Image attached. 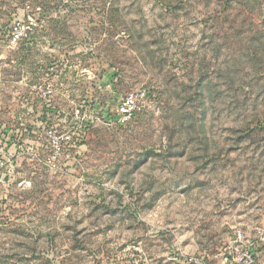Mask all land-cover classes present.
Masks as SVG:
<instances>
[{"label":"rangeland","instance_id":"obj_1","mask_svg":"<svg viewBox=\"0 0 264 264\" xmlns=\"http://www.w3.org/2000/svg\"><path fill=\"white\" fill-rule=\"evenodd\" d=\"M0 161V264H264V0H0Z\"/></svg>","mask_w":264,"mask_h":264},{"label":"built area","instance_id":"obj_2","mask_svg":"<svg viewBox=\"0 0 264 264\" xmlns=\"http://www.w3.org/2000/svg\"><path fill=\"white\" fill-rule=\"evenodd\" d=\"M36 22L32 17H28L26 20H19L13 24L11 30L8 34L7 43L9 47L14 48L20 40L27 37L29 33H31L34 28L36 27ZM34 88H38L43 96H48L51 92L49 86H34ZM137 106L136 101V94L134 92H129L125 95L123 104L121 105L120 109L123 113H131L135 110ZM72 137L69 134H65L62 136V139L59 140L56 138L52 139V154L50 158L45 160V164L49 165L50 167L56 168L55 159H59V156L62 153V142L65 141L66 143L70 141ZM3 165V162L0 161V166ZM244 240V235L241 231H236L234 233V242L242 243ZM234 260L239 264H253L254 263V255L250 251L247 246L240 245V247H236L234 249Z\"/></svg>","mask_w":264,"mask_h":264}]
</instances>
